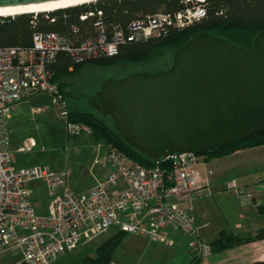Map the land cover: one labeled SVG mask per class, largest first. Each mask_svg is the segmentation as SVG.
<instances>
[{
  "label": "built area",
  "instance_id": "obj_1",
  "mask_svg": "<svg viewBox=\"0 0 264 264\" xmlns=\"http://www.w3.org/2000/svg\"><path fill=\"white\" fill-rule=\"evenodd\" d=\"M204 2L186 0L191 4L186 11L174 16L157 13L134 21L126 31L116 28L111 38L99 20L95 24L97 36L79 44L56 33H35L30 47H0V256L16 253V264H57L67 253L112 227L170 247L175 246L171 234L177 233L190 239L191 252L197 257L206 259L212 255L209 243L194 238V210L183 206L209 192L211 172L197 178V166L207 162L205 155L162 158L170 163L163 169L145 167L121 151L110 149L103 180L87 192L76 193L69 186L67 173L40 166L17 168L8 128L19 104L47 98V104L31 108L34 117L53 112L69 137L92 134L88 125L71 120L67 97L48 66L62 53L77 61L115 56L127 42L159 37L170 28L183 30L206 16ZM37 146L36 139L26 138L18 153L28 154ZM35 182L43 183L50 197L45 215L35 209L30 188ZM228 189L253 200L257 186L244 194L233 180Z\"/></svg>",
  "mask_w": 264,
  "mask_h": 264
},
{
  "label": "water",
  "instance_id": "obj_2",
  "mask_svg": "<svg viewBox=\"0 0 264 264\" xmlns=\"http://www.w3.org/2000/svg\"><path fill=\"white\" fill-rule=\"evenodd\" d=\"M66 1L0 0V10ZM92 105L152 161L263 136L264 30L248 50L198 33L177 49L171 69L109 81Z\"/></svg>",
  "mask_w": 264,
  "mask_h": 264
},
{
  "label": "trees",
  "instance_id": "obj_3",
  "mask_svg": "<svg viewBox=\"0 0 264 264\" xmlns=\"http://www.w3.org/2000/svg\"><path fill=\"white\" fill-rule=\"evenodd\" d=\"M185 2L186 0H99L54 12L3 18L0 19V47H30L35 33H56L79 44L97 36L95 24L99 20L104 22L107 34L111 38L116 28L126 31L134 21L146 19L157 13L174 16L184 12L191 6ZM204 6L206 16L183 30L170 28L159 37L143 42H127L119 47L115 56L99 55L77 61L69 54L62 53L48 66V70L68 97L61 79L80 73L87 65L104 68L121 63L149 62L165 50L176 52L198 33L221 37L237 47L248 50L257 35L264 30V0H205ZM99 12L102 13L101 16ZM91 13L93 15L90 16ZM83 16L87 18L82 20ZM45 102H48V99ZM70 110L71 120L88 125L92 129L93 140L104 141L108 150L117 149L130 160L148 168L158 166L164 169L169 166L168 161L164 162L162 158L159 161L149 160L146 155L128 145L109 116L99 117L92 113L75 112L71 108ZM107 118L112 120L113 125L109 124ZM261 146H264V135L208 152L205 156L207 161L223 159L238 151ZM127 235L119 232L98 247L94 257L84 258L81 264H111ZM260 241H264V228L255 234L246 235L222 231L209 245L212 254H216ZM193 255L192 264H200L202 258ZM254 264H264V260Z\"/></svg>",
  "mask_w": 264,
  "mask_h": 264
},
{
  "label": "rangeland",
  "instance_id": "obj_4",
  "mask_svg": "<svg viewBox=\"0 0 264 264\" xmlns=\"http://www.w3.org/2000/svg\"><path fill=\"white\" fill-rule=\"evenodd\" d=\"M174 53V50H165L151 61L143 63H121L117 66L104 68L87 65L80 73L62 78L61 83L67 92L70 108L75 112L92 113L104 117L93 107L92 100L107 82L122 80L132 74H153L170 69ZM44 101L47 99H35L19 104L13 118L8 123L13 139L15 166L17 168L49 167L53 171L67 173L69 186L74 192H87L101 179L102 158L105 156L106 150L108 151V147L104 141H93V133L69 137L64 125L53 112L34 117L31 108L43 105ZM107 121L113 125L110 118H107ZM29 137L36 139L37 148L28 154L18 153L22 141ZM30 188L33 192L37 213L47 214L50 197L46 187L43 183L35 182L31 184ZM237 195L241 200L247 199L240 194ZM202 199L204 200L194 204V207L198 213L205 216L203 221L208 228L203 233L204 237L209 239L230 227L226 225L225 217L220 211L219 201L211 196ZM247 201L250 200L247 199ZM118 233L117 228H110L94 241L67 253L57 264H81L84 258L94 257L97 248ZM173 253L174 250L159 243L152 244L140 236L128 234L122 246L117 250L114 261L118 264H168ZM16 258V253L3 254L0 256V264H16Z\"/></svg>",
  "mask_w": 264,
  "mask_h": 264
},
{
  "label": "crops",
  "instance_id": "obj_5",
  "mask_svg": "<svg viewBox=\"0 0 264 264\" xmlns=\"http://www.w3.org/2000/svg\"><path fill=\"white\" fill-rule=\"evenodd\" d=\"M46 103L44 101L43 105ZM107 152L106 150V154L102 158L100 181L103 180L107 169ZM207 171L211 172L208 194L200 198L196 197L191 202L183 203L185 208L194 210L197 218V231L194 238L210 243L220 233L209 239L204 237L203 231L208 228L203 221L205 216L198 213L194 204L204 200L202 198L207 199V196L219 201L220 211L225 217L226 225L230 227L223 231L246 235L255 234L264 228V146L241 150L229 157L200 164L197 166V178L202 179L206 176ZM259 179H261V183H259ZM233 180L239 184L244 194L249 192L253 185H256L257 189L253 200H241L234 191L229 190L228 184ZM171 237L175 240L174 247L160 244L174 250L168 264H192L194 255L189 246L190 239L177 233H172ZM263 260L264 241H260L212 254L208 258L202 259L200 264H254Z\"/></svg>",
  "mask_w": 264,
  "mask_h": 264
},
{
  "label": "bare ground",
  "instance_id": "obj_6",
  "mask_svg": "<svg viewBox=\"0 0 264 264\" xmlns=\"http://www.w3.org/2000/svg\"><path fill=\"white\" fill-rule=\"evenodd\" d=\"M99 0H70L58 4H53L49 6H40V7H32V8H15V9H8V10H0V17L9 18V17H17L21 15H27V14H40L45 12H54L57 10L70 8V7H76L84 4H89L92 2H96ZM1 18V19H3Z\"/></svg>",
  "mask_w": 264,
  "mask_h": 264
}]
</instances>
